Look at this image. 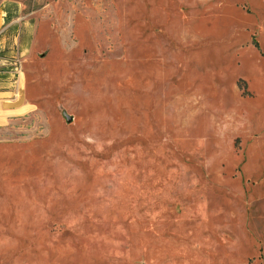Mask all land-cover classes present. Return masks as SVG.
<instances>
[{
    "label": "rangeland",
    "instance_id": "rangeland-1",
    "mask_svg": "<svg viewBox=\"0 0 264 264\" xmlns=\"http://www.w3.org/2000/svg\"><path fill=\"white\" fill-rule=\"evenodd\" d=\"M3 7L57 47L0 55V264H264V0Z\"/></svg>",
    "mask_w": 264,
    "mask_h": 264
},
{
    "label": "crops",
    "instance_id": "crops-1",
    "mask_svg": "<svg viewBox=\"0 0 264 264\" xmlns=\"http://www.w3.org/2000/svg\"><path fill=\"white\" fill-rule=\"evenodd\" d=\"M0 18V55L3 51L13 50L11 52L12 55L14 53L15 45H17V50L21 51V55L25 58V62L28 66L36 61H39L40 63L45 62L44 60L49 53L47 48L57 47V43L50 30H46L47 32L41 36L39 30L38 33L32 31L28 24H25L23 27H18L15 22L11 20V14H9L8 8H2ZM1 63H3V61H1ZM3 66L2 68L5 69L0 71V119L8 118L12 113H16L22 108L29 109L28 107L32 106V96H30V90L27 86V78L24 77L25 86L23 99L20 101L17 96L20 85L19 82L16 91L17 99L14 100L13 83L15 79V70ZM7 104H14L15 106L10 107Z\"/></svg>",
    "mask_w": 264,
    "mask_h": 264
},
{
    "label": "built area",
    "instance_id": "built-area-1",
    "mask_svg": "<svg viewBox=\"0 0 264 264\" xmlns=\"http://www.w3.org/2000/svg\"><path fill=\"white\" fill-rule=\"evenodd\" d=\"M17 61H18V60H17ZM17 61H16V62H17ZM19 64H20V63H19ZM16 68H17V69L20 68V70H21V68H22V67H21V64H20V65H16ZM17 69H16V70H17ZM17 71H18V70H17Z\"/></svg>",
    "mask_w": 264,
    "mask_h": 264
},
{
    "label": "bare ground",
    "instance_id": "bare-ground-1",
    "mask_svg": "<svg viewBox=\"0 0 264 264\" xmlns=\"http://www.w3.org/2000/svg\"><path fill=\"white\" fill-rule=\"evenodd\" d=\"M1 25V24H0Z\"/></svg>",
    "mask_w": 264,
    "mask_h": 264
}]
</instances>
